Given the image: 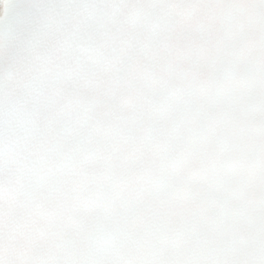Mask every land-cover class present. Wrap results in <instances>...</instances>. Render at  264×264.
<instances>
[{
	"label": "snow or ice",
	"instance_id": "6c2138e0",
	"mask_svg": "<svg viewBox=\"0 0 264 264\" xmlns=\"http://www.w3.org/2000/svg\"><path fill=\"white\" fill-rule=\"evenodd\" d=\"M0 264H264V0H0Z\"/></svg>",
	"mask_w": 264,
	"mask_h": 264
}]
</instances>
